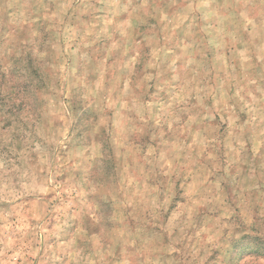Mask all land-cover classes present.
I'll use <instances>...</instances> for the list:
<instances>
[{
  "label": "rangeland",
  "instance_id": "obj_1",
  "mask_svg": "<svg viewBox=\"0 0 264 264\" xmlns=\"http://www.w3.org/2000/svg\"><path fill=\"white\" fill-rule=\"evenodd\" d=\"M0 82V264H264V0H0Z\"/></svg>",
  "mask_w": 264,
  "mask_h": 264
},
{
  "label": "crops",
  "instance_id": "obj_2",
  "mask_svg": "<svg viewBox=\"0 0 264 264\" xmlns=\"http://www.w3.org/2000/svg\"><path fill=\"white\" fill-rule=\"evenodd\" d=\"M132 100H133V98H132ZM137 100H139V102H140L139 104L145 105L146 102L149 99L146 98V96L145 97H141L140 96V98H137ZM141 102H145V103H141ZM207 176H209V170H208V168H198V169H196V182H199L200 180H202L203 178H205Z\"/></svg>",
  "mask_w": 264,
  "mask_h": 264
},
{
  "label": "trees",
  "instance_id": "obj_3",
  "mask_svg": "<svg viewBox=\"0 0 264 264\" xmlns=\"http://www.w3.org/2000/svg\"><path fill=\"white\" fill-rule=\"evenodd\" d=\"M3 83H4V82H0V90H1V89H4L5 86L7 85V84H3ZM26 86H28V85H26ZM7 88L9 89V92H14V90H13L10 86H8ZM2 98H3V100H7L8 103H11L10 101L13 100L12 95L9 94V93L5 94ZM20 104H22V103L20 102Z\"/></svg>",
  "mask_w": 264,
  "mask_h": 264
}]
</instances>
